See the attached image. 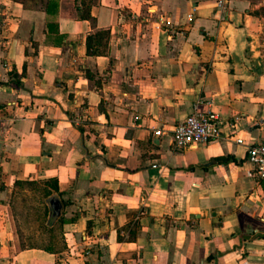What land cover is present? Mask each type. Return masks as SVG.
<instances>
[{"label": "crops", "instance_id": "obj_1", "mask_svg": "<svg viewBox=\"0 0 264 264\" xmlns=\"http://www.w3.org/2000/svg\"><path fill=\"white\" fill-rule=\"evenodd\" d=\"M259 142L264 0H0V264H264Z\"/></svg>", "mask_w": 264, "mask_h": 264}, {"label": "built area", "instance_id": "obj_2", "mask_svg": "<svg viewBox=\"0 0 264 264\" xmlns=\"http://www.w3.org/2000/svg\"><path fill=\"white\" fill-rule=\"evenodd\" d=\"M223 0H216L217 5H222ZM192 17V13L189 14ZM167 24L170 22L167 20ZM160 25H157L159 27ZM202 98L195 101L192 111L173 129L172 138L176 146L185 147L195 144H205L212 137L218 136L221 129V120L218 113ZM163 130H155L156 135H161ZM241 141V139H238ZM248 158L254 165L255 174L264 180V142L251 145L248 148Z\"/></svg>", "mask_w": 264, "mask_h": 264}, {"label": "water", "instance_id": "obj_3", "mask_svg": "<svg viewBox=\"0 0 264 264\" xmlns=\"http://www.w3.org/2000/svg\"><path fill=\"white\" fill-rule=\"evenodd\" d=\"M51 205H52L54 215H59L60 214V202L56 199H52Z\"/></svg>", "mask_w": 264, "mask_h": 264}]
</instances>
